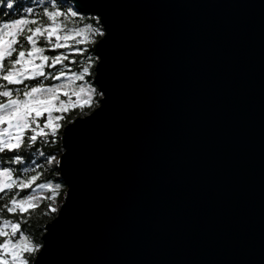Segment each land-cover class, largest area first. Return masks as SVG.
<instances>
[{
	"label": "water",
	"instance_id": "1",
	"mask_svg": "<svg viewBox=\"0 0 264 264\" xmlns=\"http://www.w3.org/2000/svg\"><path fill=\"white\" fill-rule=\"evenodd\" d=\"M104 2L113 97L73 139L53 264H264V0Z\"/></svg>",
	"mask_w": 264,
	"mask_h": 264
},
{
	"label": "snow or ice",
	"instance_id": "2",
	"mask_svg": "<svg viewBox=\"0 0 264 264\" xmlns=\"http://www.w3.org/2000/svg\"><path fill=\"white\" fill-rule=\"evenodd\" d=\"M28 3L0 0L10 14L17 9L0 19V264H53L73 139L112 102L116 71L106 51L116 24L104 0ZM58 140L62 155H45ZM42 202L47 222L36 235Z\"/></svg>",
	"mask_w": 264,
	"mask_h": 264
},
{
	"label": "trees",
	"instance_id": "3",
	"mask_svg": "<svg viewBox=\"0 0 264 264\" xmlns=\"http://www.w3.org/2000/svg\"><path fill=\"white\" fill-rule=\"evenodd\" d=\"M16 3H17V7H19V5L32 6L30 3H28V0H16ZM0 8H3V11H0V19H4L5 17H11L12 15H14V13L17 10V9L14 8L12 14H10L8 12L7 8L4 7L3 5H0ZM73 70H75V66H73ZM73 115H76V113H73ZM60 146H61V144H60L59 140L57 141L56 145L47 146L48 150L45 151V155H48L49 152H52V154L57 155V157L59 158L60 155H62L59 152ZM37 159L38 158L34 157L33 158L34 162ZM55 167H56L55 165L48 166L47 170H45V172H44L45 177H47L49 179H52L53 177L48 175V171L54 170ZM66 192H67V186H66V184L64 182V187L61 189L60 196L57 198V204H61L64 201ZM45 209H46V202H42L40 207H39V209L37 210V212L33 216V219H32V223H33L32 232L35 233L36 235H40V233L37 231L38 229H41V228L46 226L47 217H43L41 215L42 212L45 211Z\"/></svg>",
	"mask_w": 264,
	"mask_h": 264
}]
</instances>
